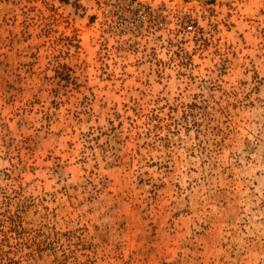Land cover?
<instances>
[{"label":"rangeland","instance_id":"374dc122","mask_svg":"<svg viewBox=\"0 0 264 264\" xmlns=\"http://www.w3.org/2000/svg\"><path fill=\"white\" fill-rule=\"evenodd\" d=\"M0 264H264V0H0Z\"/></svg>","mask_w":264,"mask_h":264},{"label":"trees","instance_id":"16d2710c","mask_svg":"<svg viewBox=\"0 0 264 264\" xmlns=\"http://www.w3.org/2000/svg\"><path fill=\"white\" fill-rule=\"evenodd\" d=\"M133 1H135V0H133ZM197 1H212V0H197Z\"/></svg>","mask_w":264,"mask_h":264}]
</instances>
